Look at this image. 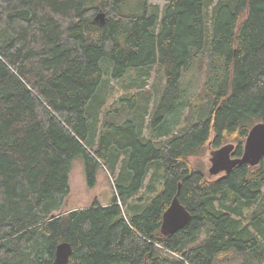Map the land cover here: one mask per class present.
Masks as SVG:
<instances>
[{"label": "trees", "instance_id": "trees-1", "mask_svg": "<svg viewBox=\"0 0 264 264\" xmlns=\"http://www.w3.org/2000/svg\"><path fill=\"white\" fill-rule=\"evenodd\" d=\"M213 1L0 0V264H53L62 242L68 264H264V158L211 178L190 162L208 144L235 142L240 157L264 123V0H217L208 29ZM153 66L165 80L156 142L136 96L119 99L131 98L123 121L105 111L106 83ZM195 67L201 83L172 134ZM77 158L88 188L104 166L115 194L64 214ZM144 186L149 204L128 206ZM174 197L191 219L164 237Z\"/></svg>", "mask_w": 264, "mask_h": 264}, {"label": "rangeland", "instance_id": "rangeland-1", "mask_svg": "<svg viewBox=\"0 0 264 264\" xmlns=\"http://www.w3.org/2000/svg\"><path fill=\"white\" fill-rule=\"evenodd\" d=\"M166 1L167 0H149V4L158 6L159 9L162 10ZM216 2L217 0L213 1V3L209 5L207 14L208 29L210 28L209 21L211 20L212 10L215 7ZM107 62L110 66L112 65L108 60H104L102 65L104 64V66H106L108 64ZM200 75L201 73L195 67L189 72L182 84L183 88H185L189 84H191V86L188 91L184 92L183 99H181L183 100V107H180L178 110L180 119L177 125L174 127L172 134L178 132L185 124L184 120L187 116L188 109L191 104L190 102H192L196 96V85L201 83ZM106 78L108 77L105 75L104 79ZM106 84L109 87L108 92L106 93L107 95L105 96L107 99H109L107 101V110L105 109V111H108V115H112L110 112H112V110L114 109L119 111V108L121 111L120 121H123L129 115V113H131L128 105V103L131 101V98H128L127 101L123 102H120L119 99L127 98L129 96H136L135 100L137 101L138 110L139 107L144 108L143 111L140 109L141 111L136 114V117L138 118L137 120L141 122L140 126L143 127L142 136L146 139L153 138L152 140L155 142L165 139H154L153 135L159 132H156V128L150 127V120L153 109L157 104L158 99L165 87V80L158 66L146 68L143 71L130 70L122 79L109 81ZM133 111L134 110H132V112ZM129 117L130 116H128V118ZM170 118L171 116L168 118V120ZM108 120H110V117H108ZM227 144H233L235 147L237 146L235 142H229L225 145ZM215 150L216 149L211 148L208 144L207 147L202 151L201 155L195 158H191L190 162L193 165L199 166L205 173H207L208 169L210 168V153ZM115 180L116 178L110 175L107 172V169L103 166V168L99 169V172L96 175V185L93 188H88L85 181L84 166L82 164V160L81 158L75 159L71 163L69 173L70 194L66 198L63 207L64 213H69V211H72L76 208L90 207L95 202L102 206L110 204L115 194ZM147 182H149L148 177L145 180V184H148ZM145 186L137 195L131 197L126 201V203H128V206L140 209V207H143L144 204H147L149 199L154 196L155 193H153L152 191H144ZM157 186L158 183L155 185V188ZM140 197L144 198H141V200H139ZM123 208H125V205L123 206ZM252 210L253 209H247L244 211L245 213L242 219V225L247 224L246 216L248 215V213L252 212Z\"/></svg>", "mask_w": 264, "mask_h": 264}, {"label": "water", "instance_id": "water-1", "mask_svg": "<svg viewBox=\"0 0 264 264\" xmlns=\"http://www.w3.org/2000/svg\"><path fill=\"white\" fill-rule=\"evenodd\" d=\"M95 20L103 23L104 14L99 12ZM234 150L235 146L233 144H227L211 152L208 174L217 176L229 173L236 166L248 165L255 167L259 165L264 158V123H257L250 128L244 142L241 157H233ZM190 219V214L179 203L177 197H174L170 206L162 215L160 233L164 237L170 236L184 228ZM71 254L72 248L70 244L66 242L58 244L55 249L53 264H68Z\"/></svg>", "mask_w": 264, "mask_h": 264}, {"label": "bare ground", "instance_id": "bare-ground-1", "mask_svg": "<svg viewBox=\"0 0 264 264\" xmlns=\"http://www.w3.org/2000/svg\"><path fill=\"white\" fill-rule=\"evenodd\" d=\"M245 139H246V138H245ZM244 142H245V140H244ZM243 146H244V144H243ZM217 150H218V149H217ZM215 151H216V150H215ZM212 152H213V151H212ZM242 153H243V149H242ZM241 156H242V154H241ZM241 156H240V157H241ZM210 157H211V154H210ZM206 175H207L208 178L216 177V176H210V175L208 174V172L206 173ZM219 175H222V174H219ZM217 176H218V175H217ZM171 202H172V201H171ZM170 204H171V203H170ZM169 206H170V205H169ZM169 206H168V207H169ZM167 209H168V208H167ZM167 209H166V210H167ZM184 209H185V208H184ZM64 214H65V213H64ZM161 221H162V220H161ZM160 227H161V226H160ZM70 246H71V245H70ZM71 248H72V247H71ZM53 259H54V258H53ZM123 264H126V263H123ZM127 264H128V263H127Z\"/></svg>", "mask_w": 264, "mask_h": 264}]
</instances>
